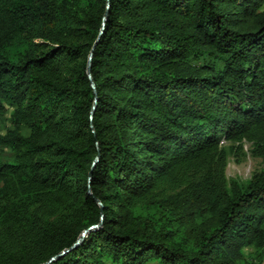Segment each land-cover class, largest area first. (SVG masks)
I'll return each mask as SVG.
<instances>
[{"label":"trees","instance_id":"trees-1","mask_svg":"<svg viewBox=\"0 0 264 264\" xmlns=\"http://www.w3.org/2000/svg\"><path fill=\"white\" fill-rule=\"evenodd\" d=\"M263 7L0 0V264L264 255V170L226 174L244 140L264 157Z\"/></svg>","mask_w":264,"mask_h":264},{"label":"rangeland","instance_id":"rangeland-1","mask_svg":"<svg viewBox=\"0 0 264 264\" xmlns=\"http://www.w3.org/2000/svg\"><path fill=\"white\" fill-rule=\"evenodd\" d=\"M4 125L5 118L0 116V129H3ZM225 144H228V142ZM241 144L242 148L229 155L226 174L229 180L244 182L249 180L256 172L264 170V157L255 153V146L252 141L244 140ZM244 259L248 264H264V255L252 246L245 247ZM150 264L158 263L151 262Z\"/></svg>","mask_w":264,"mask_h":264},{"label":"water","instance_id":"water-1","mask_svg":"<svg viewBox=\"0 0 264 264\" xmlns=\"http://www.w3.org/2000/svg\"><path fill=\"white\" fill-rule=\"evenodd\" d=\"M107 7H108V8L110 7V2H108V6H107ZM107 16H108V10L106 11V13H105V15H104V24H105V21H106V19H107ZM96 45H97V42L94 44V46H93V48H92V50H91L90 56H89V61H88V75H89V78L91 79L92 87L94 88V91H95V93L97 94V91H96V84H95V82H94V80H93V78H92V72H91V67H92V56H93V52H94V49H95ZM96 103H97V100L95 101V106L93 107L92 115H94L95 108H96ZM98 160H99V155L97 156V158L95 159V161H94V163H93L92 170H91L90 173H89V179L91 178V175H92V171H93L94 165L96 164V162H97ZM88 192H89V193H92V189H91V187H89ZM99 203H101V201H99ZM100 225H101V223H100V224H95V225H92V226H90L89 228L85 229V230L83 231L82 235L80 236V238H78V240L76 241V243H75L72 247H70L69 249L63 250L61 253H59V254L53 256V257L50 259V261L62 257V256L65 255L68 251H70L71 249L77 247L79 244H81V243L83 242L84 237H85L88 233H90L91 231H93V230L99 228ZM46 264H47V263H46Z\"/></svg>","mask_w":264,"mask_h":264}]
</instances>
